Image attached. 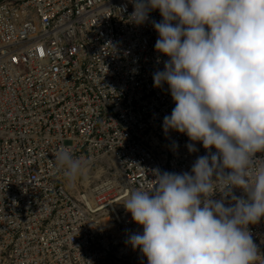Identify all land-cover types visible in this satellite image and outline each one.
<instances>
[{
  "label": "built area",
  "instance_id": "1",
  "mask_svg": "<svg viewBox=\"0 0 264 264\" xmlns=\"http://www.w3.org/2000/svg\"><path fill=\"white\" fill-rule=\"evenodd\" d=\"M132 11L129 0H0V264H100L112 230L132 248L129 235L143 228L126 193L152 188L153 170L190 172L207 154L165 134L175 103L167 84L153 85L168 59L155 50L152 21L162 17L136 25ZM64 146L87 166L113 158L119 178L83 175L73 193L54 159ZM247 227L263 264L264 217Z\"/></svg>",
  "mask_w": 264,
  "mask_h": 264
},
{
  "label": "clouds",
  "instance_id": "2",
  "mask_svg": "<svg viewBox=\"0 0 264 264\" xmlns=\"http://www.w3.org/2000/svg\"><path fill=\"white\" fill-rule=\"evenodd\" d=\"M129 3L131 23H145L155 10L162 17L152 21L155 50L168 59L153 73V85L167 84L175 103L163 118L165 134H184L207 154L190 172L153 170L152 188L126 193L123 205L143 228L127 242L147 264H255L258 249L247 226L264 217V156L257 158L264 153V0ZM187 148L197 151L195 143ZM54 159L70 180L88 163L68 146ZM217 192L221 198L212 199ZM229 196L234 204L225 206Z\"/></svg>",
  "mask_w": 264,
  "mask_h": 264
},
{
  "label": "rangeland",
  "instance_id": "3",
  "mask_svg": "<svg viewBox=\"0 0 264 264\" xmlns=\"http://www.w3.org/2000/svg\"><path fill=\"white\" fill-rule=\"evenodd\" d=\"M108 165H111L113 169L108 171ZM86 169H88L90 180L92 179V184H94L97 179L105 180L107 176L113 177L117 171V164L113 158L105 157L90 166H86L85 170ZM84 173L78 176L79 182L76 180L78 177L75 180H70L66 177L64 180L69 187L78 185V187L80 186L83 188L81 186V182L84 180ZM76 188L77 187L75 186V188L72 190L73 193H76ZM105 216L106 215H104V217ZM110 232L113 236L103 239L104 243H101V251L99 254L103 260L100 262V264H147V258L144 257L142 253H139L128 245L119 242L117 236L114 234V231L112 230ZM261 258L263 259V257Z\"/></svg>",
  "mask_w": 264,
  "mask_h": 264
},
{
  "label": "bare ground",
  "instance_id": "4",
  "mask_svg": "<svg viewBox=\"0 0 264 264\" xmlns=\"http://www.w3.org/2000/svg\"><path fill=\"white\" fill-rule=\"evenodd\" d=\"M84 176H85L86 180H88V178H89L88 169L85 170ZM108 178H109V177H108ZM118 178H119V177H115V176H114V178H113L112 180H114V181L116 182Z\"/></svg>",
  "mask_w": 264,
  "mask_h": 264
}]
</instances>
